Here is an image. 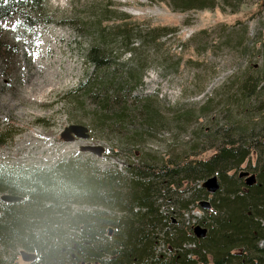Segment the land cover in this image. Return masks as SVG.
Segmentation results:
<instances>
[{"label": "trees", "instance_id": "16d2710c", "mask_svg": "<svg viewBox=\"0 0 264 264\" xmlns=\"http://www.w3.org/2000/svg\"><path fill=\"white\" fill-rule=\"evenodd\" d=\"M36 1L0 0V16L18 10L32 24L43 15L34 7ZM147 1L165 3L180 13L214 10L221 2L223 12L230 8L235 13L243 2ZM111 19L106 8L81 23L86 30L81 36L88 40L84 60L93 71L80 85V113L86 112L84 104L94 103L89 125L104 134L124 135L137 148L160 128H187L183 116H166L157 96L138 92L150 56H166L162 40L178 29L138 24L125 13L117 21ZM259 29L260 24L258 34ZM261 35L224 37L248 66L221 94L222 103L217 99L211 105L217 114L202 128L197 143L177 154L151 157L126 147L127 162L108 170L81 156L49 167L0 163V264H264ZM188 43L180 47L181 59L190 49ZM192 50L197 55L198 50ZM125 53L130 56L126 61L121 60ZM177 62L162 66L178 69ZM195 117L191 111L184 116L190 121ZM180 128L172 131L179 133ZM8 134L0 132V147ZM213 176L219 189L210 193L205 183ZM4 195L20 199L5 202ZM23 252L36 257L26 261Z\"/></svg>", "mask_w": 264, "mask_h": 264}, {"label": "rangeland", "instance_id": "374dc122", "mask_svg": "<svg viewBox=\"0 0 264 264\" xmlns=\"http://www.w3.org/2000/svg\"><path fill=\"white\" fill-rule=\"evenodd\" d=\"M263 3L264 0H243L235 13L230 8L223 12L222 2V10L217 7L180 13L165 3L151 4L147 0H37L34 7L43 15L41 20L33 19L32 24L18 10L0 16V132L8 130L10 137L0 147V163L49 167L62 159L81 156L101 170H108L122 168L127 162L126 147L158 157L177 154L184 146L195 140L197 143L202 128L211 125L209 122L217 114L211 105L217 99L218 105L222 103L221 94L248 66L235 48H228L224 37L245 32L247 39L251 38L258 34L259 24L260 39L264 37ZM106 8L111 11V21L125 13L138 24L178 29L176 35L162 40L166 56H150L144 86L138 92L142 97L157 96L163 101L166 116H183L187 128L174 124V128L183 129L179 133L173 132L174 128H160L143 138L137 148L124 135L104 134L89 125L96 110L94 103L84 104L86 112L80 113L76 105L84 93L80 85L93 71L84 60L88 40L81 36L86 31L81 23ZM188 39L190 49L181 59L178 52ZM192 49L198 50L197 55ZM190 56L194 60L186 61ZM129 57L125 53L121 60ZM257 58L261 64V58ZM177 61H181L178 69L162 66ZM36 62H40L39 67L30 76L29 70ZM190 111L196 116L191 121L184 118ZM70 125L87 127L89 139L65 141L62 133ZM83 145L102 146L105 151L101 156L83 152Z\"/></svg>", "mask_w": 264, "mask_h": 264}, {"label": "water", "instance_id": "95a60500", "mask_svg": "<svg viewBox=\"0 0 264 264\" xmlns=\"http://www.w3.org/2000/svg\"><path fill=\"white\" fill-rule=\"evenodd\" d=\"M89 137H90L89 130L87 127L83 125H70L62 133V138L67 142L73 141L75 139L88 140ZM80 150L83 152H91L98 156H101L105 151L104 147L94 146V145H83L80 147ZM205 185L208 188L210 193H215L219 189V182L216 176H213L210 179H208ZM19 199L20 197L18 196H10V195H4L2 197V200L5 202L16 201ZM22 255H23L24 260L26 261L34 260L36 257L35 255L33 254L31 255L26 252H23Z\"/></svg>", "mask_w": 264, "mask_h": 264}, {"label": "bare ground", "instance_id": "6f19581e", "mask_svg": "<svg viewBox=\"0 0 264 264\" xmlns=\"http://www.w3.org/2000/svg\"><path fill=\"white\" fill-rule=\"evenodd\" d=\"M39 63L40 62H36V64H35V66H33L30 70H29V72H30V76H33L35 73H36V67H39ZM34 70V71H33ZM32 72V73H31ZM145 79V78H144Z\"/></svg>", "mask_w": 264, "mask_h": 264}]
</instances>
